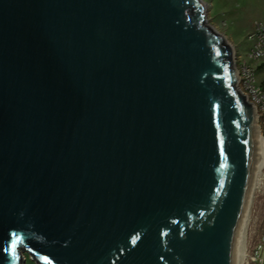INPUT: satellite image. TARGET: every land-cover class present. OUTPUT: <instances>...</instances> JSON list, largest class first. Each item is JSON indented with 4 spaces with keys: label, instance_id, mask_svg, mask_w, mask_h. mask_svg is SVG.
Masks as SVG:
<instances>
[{
    "label": "water",
    "instance_id": "95a60500",
    "mask_svg": "<svg viewBox=\"0 0 264 264\" xmlns=\"http://www.w3.org/2000/svg\"><path fill=\"white\" fill-rule=\"evenodd\" d=\"M238 75L203 0H0V264H235Z\"/></svg>",
    "mask_w": 264,
    "mask_h": 264
},
{
    "label": "rangeland",
    "instance_id": "374dc122",
    "mask_svg": "<svg viewBox=\"0 0 264 264\" xmlns=\"http://www.w3.org/2000/svg\"><path fill=\"white\" fill-rule=\"evenodd\" d=\"M203 1L208 24L225 36L235 53L248 50V35L258 24L264 26V0ZM259 79L264 85V66H259ZM26 258V264H37L28 254ZM237 259L241 264H264V167L256 173Z\"/></svg>",
    "mask_w": 264,
    "mask_h": 264
},
{
    "label": "built area",
    "instance_id": "2783aa9c",
    "mask_svg": "<svg viewBox=\"0 0 264 264\" xmlns=\"http://www.w3.org/2000/svg\"><path fill=\"white\" fill-rule=\"evenodd\" d=\"M249 49L235 53L240 90L255 106L259 132L264 138V85L259 79V66H264V26L258 24L248 35Z\"/></svg>",
    "mask_w": 264,
    "mask_h": 264
},
{
    "label": "bare ground",
    "instance_id": "6f19581e",
    "mask_svg": "<svg viewBox=\"0 0 264 264\" xmlns=\"http://www.w3.org/2000/svg\"><path fill=\"white\" fill-rule=\"evenodd\" d=\"M257 150H258L257 151V172H259L264 167V138L261 136L260 132H258V148H257ZM240 237H241V235H240ZM237 255H238V246L236 249L235 264H241L240 262H238Z\"/></svg>",
    "mask_w": 264,
    "mask_h": 264
}]
</instances>
